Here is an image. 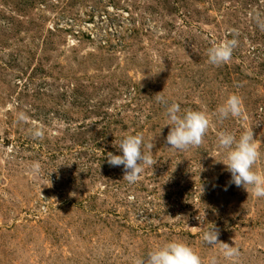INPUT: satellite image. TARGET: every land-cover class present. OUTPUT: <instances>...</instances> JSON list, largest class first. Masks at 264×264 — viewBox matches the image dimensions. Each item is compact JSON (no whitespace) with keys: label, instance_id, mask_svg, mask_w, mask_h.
<instances>
[{"label":"rangeland","instance_id":"1","mask_svg":"<svg viewBox=\"0 0 264 264\" xmlns=\"http://www.w3.org/2000/svg\"><path fill=\"white\" fill-rule=\"evenodd\" d=\"M156 95L207 114L199 146L168 147ZM250 128L264 176V0H0V264H136L172 240L201 264H264V197L217 146ZM126 134L153 144L134 183L107 162ZM212 225L238 256L202 241Z\"/></svg>","mask_w":264,"mask_h":264},{"label":"clouds","instance_id":"2","mask_svg":"<svg viewBox=\"0 0 264 264\" xmlns=\"http://www.w3.org/2000/svg\"><path fill=\"white\" fill-rule=\"evenodd\" d=\"M236 45L235 39H226L214 44L206 50L208 63L219 65L227 62ZM160 93V92H159ZM155 99L167 105L165 109L168 133L165 143L174 150H184L189 146H199L202 137L209 127V118L203 111L180 108L178 103H169L164 96L156 95ZM241 101L235 94L228 95L222 104L215 109L219 120L239 114ZM143 148L146 151H142ZM217 146L224 151L222 163L230 173L231 183L242 187L246 192L256 197H264V176L252 170L258 159L259 153L251 128L242 132L238 137L232 133L221 131L217 134ZM120 154H107V162L111 166H122V178L128 183H134L143 171V165L152 166L154 161L150 153L153 147L151 142H145L139 134L123 135L115 145ZM202 241L208 245L220 244L222 255L226 259L238 256V249L218 241V231L212 227L202 233ZM136 264H201V258L187 244L172 240L158 245L139 258ZM210 264H215L212 259Z\"/></svg>","mask_w":264,"mask_h":264}]
</instances>
